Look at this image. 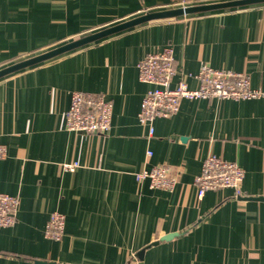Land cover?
I'll list each match as a JSON object with an SVG mask.
<instances>
[{"label":"crops","instance_id":"1","mask_svg":"<svg viewBox=\"0 0 264 264\" xmlns=\"http://www.w3.org/2000/svg\"><path fill=\"white\" fill-rule=\"evenodd\" d=\"M231 1L0 0V69L147 12ZM168 45L172 86L196 87L208 64L264 87V1L148 21L0 78V193L20 198L16 224L0 230V264H264V97L182 99L150 135L137 64ZM74 90L112 102L106 135L66 129ZM211 154L245 170L239 191L198 195ZM160 164L182 170L175 189L136 180ZM55 211L60 240L45 235Z\"/></svg>","mask_w":264,"mask_h":264},{"label":"built area","instance_id":"2","mask_svg":"<svg viewBox=\"0 0 264 264\" xmlns=\"http://www.w3.org/2000/svg\"><path fill=\"white\" fill-rule=\"evenodd\" d=\"M139 79L149 85L143 97L139 121L153 135L154 121L176 115L182 99L227 98L255 99L264 97V87H252L249 77L228 69H219L203 64L196 78L198 85L190 87L184 79L172 86L177 75L174 49L166 46L159 52L147 53L137 64ZM113 104L104 94L74 90L70 106L65 113V126L70 131L85 134L106 135L112 125ZM8 149L0 144V158L6 157ZM151 155V151L148 152ZM78 163H64L63 168L74 170ZM182 170L168 164H160L136 173L140 183L148 181L155 189L176 188ZM245 170L235 161L226 160L215 154L208 155L200 171L194 177L199 196L208 190L232 188L239 191ZM20 198L18 195L0 193V230L12 227L17 222ZM65 215L53 212L45 226L48 238L60 240L65 232Z\"/></svg>","mask_w":264,"mask_h":264},{"label":"water","instance_id":"3","mask_svg":"<svg viewBox=\"0 0 264 264\" xmlns=\"http://www.w3.org/2000/svg\"><path fill=\"white\" fill-rule=\"evenodd\" d=\"M263 1L264 0H235V1L227 2V3L189 5V6H184V7L181 6V7L170 8V9H165V10H157V11L148 12L144 15H140L128 21L118 23L116 25L107 27L105 29L90 33L88 35L82 36L78 39L72 40L63 45L50 49L41 54L29 57L22 61L13 63L6 67H3L2 69H0V78L8 74H11L13 72L19 71L21 69L38 64L40 62H43L45 60H48L50 58H53L65 52H68L70 50H73L75 48L81 47L88 43L94 42L101 38L110 36L112 34L118 33L120 31H123L125 29L134 27L136 25H139V24H142L148 21L177 17V16H182L185 14L197 13V12L220 9V8L231 7V6L244 5V4H249V3L263 2ZM257 198L262 199L264 197H257ZM177 235H179L178 232L169 233L163 236L161 240H170L172 238H175ZM38 264H43V262L38 261Z\"/></svg>","mask_w":264,"mask_h":264},{"label":"rangeland","instance_id":"4","mask_svg":"<svg viewBox=\"0 0 264 264\" xmlns=\"http://www.w3.org/2000/svg\"><path fill=\"white\" fill-rule=\"evenodd\" d=\"M181 7V6H180ZM184 7V6H183ZM176 8V7H175ZM152 12V11H151ZM148 13V12H147ZM146 14V13H145ZM144 15V14H143Z\"/></svg>","mask_w":264,"mask_h":264}]
</instances>
